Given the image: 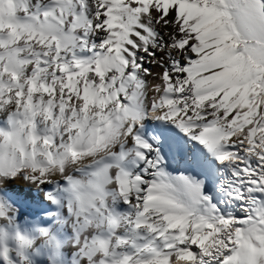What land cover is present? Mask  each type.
Instances as JSON below:
<instances>
[{
    "label": "snow or ice",
    "instance_id": "obj_1",
    "mask_svg": "<svg viewBox=\"0 0 264 264\" xmlns=\"http://www.w3.org/2000/svg\"><path fill=\"white\" fill-rule=\"evenodd\" d=\"M0 264H264V0H0Z\"/></svg>",
    "mask_w": 264,
    "mask_h": 264
},
{
    "label": "bare ground",
    "instance_id": "obj_2",
    "mask_svg": "<svg viewBox=\"0 0 264 264\" xmlns=\"http://www.w3.org/2000/svg\"><path fill=\"white\" fill-rule=\"evenodd\" d=\"M24 187H26V186H24Z\"/></svg>",
    "mask_w": 264,
    "mask_h": 264
}]
</instances>
